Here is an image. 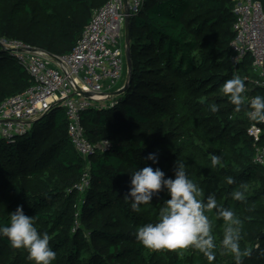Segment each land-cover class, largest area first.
Here are the masks:
<instances>
[{
	"label": "trees",
	"instance_id": "trees-1",
	"mask_svg": "<svg viewBox=\"0 0 264 264\" xmlns=\"http://www.w3.org/2000/svg\"><path fill=\"white\" fill-rule=\"evenodd\" d=\"M109 0H0V38L15 39L49 55L69 53L94 12ZM234 0H143L129 16L131 80L107 108H88L81 123L92 143L107 140L89 157L90 182L82 195L73 189L85 169L67 135L60 107H53L12 141H0V225L18 206L49 235L52 264H235L221 247L225 222L217 210L206 213L216 248L205 256L192 247L152 250L135 237L155 223L168 199L160 191L140 211L126 199L131 175L159 167L174 178L176 161L219 208H231L242 221V264H264V166L254 162L247 129L251 98L264 96L246 57L230 62ZM245 81V105L235 111L223 83ZM127 78L124 63L123 84ZM33 83L13 55L0 50V103ZM215 104L213 113L208 105ZM155 153L158 162L147 157ZM220 157L213 167L212 156ZM229 179L233 183H229ZM244 193L243 201L231 193ZM0 264H35L28 252L0 237Z\"/></svg>",
	"mask_w": 264,
	"mask_h": 264
},
{
	"label": "built area",
	"instance_id": "built-area-1",
	"mask_svg": "<svg viewBox=\"0 0 264 264\" xmlns=\"http://www.w3.org/2000/svg\"><path fill=\"white\" fill-rule=\"evenodd\" d=\"M143 0H127L129 16L137 13ZM234 37L230 42V62L237 68L246 57L257 75L255 84L264 92V0H234ZM125 7L123 0H109L96 10L74 48L61 56L49 55L15 39L0 38V50L11 53L32 78L22 92L0 103V141H12L53 107H60L67 122V135L76 153L85 161L75 191H84L90 182L89 157L99 147L90 142L81 123L88 108H107L114 104L112 94L120 89L124 70ZM89 97L72 95L74 88ZM258 121V120H257ZM264 121L247 129L253 142H260ZM254 162L264 166V145L255 150Z\"/></svg>",
	"mask_w": 264,
	"mask_h": 264
},
{
	"label": "clouds",
	"instance_id": "clouds-1",
	"mask_svg": "<svg viewBox=\"0 0 264 264\" xmlns=\"http://www.w3.org/2000/svg\"><path fill=\"white\" fill-rule=\"evenodd\" d=\"M222 93L235 106V111H241L245 105L244 79L234 75L226 80ZM247 107L252 120L264 121V96L251 98ZM208 108L213 113L219 110L215 104H209ZM147 159L158 162L155 153H150ZM211 164L213 167L220 164V157L213 155ZM228 182L233 183L231 179ZM165 189L169 198L159 209L157 221L138 227L135 232L137 241L152 250L192 247L211 257L216 244L206 213L216 209L217 218L226 224L221 247L232 253L235 264H242V256L249 255L247 250L242 252L240 247L242 221L231 208H219L213 195L205 200L202 189L188 177L183 163L176 161L174 178H165V173L159 167L138 169L131 175L130 189L125 197L131 201L133 211H140L141 205L150 204L153 197ZM230 195L233 200H244V193L239 190ZM0 237H6L13 248L25 249L28 258L35 264H52L56 259V252L49 246V235L39 232L34 218L26 215L20 206L11 213L7 225H0Z\"/></svg>",
	"mask_w": 264,
	"mask_h": 264
},
{
	"label": "water",
	"instance_id": "water-1",
	"mask_svg": "<svg viewBox=\"0 0 264 264\" xmlns=\"http://www.w3.org/2000/svg\"><path fill=\"white\" fill-rule=\"evenodd\" d=\"M124 3V7H125V14H126V19H125V28H124V57H125V63H126V69H127V78L126 81L124 82L123 86L114 91L112 94L118 95L120 93H122L129 85V82L131 80V62H130V56H129V39H130V22H129V10H128V4H127V0H123ZM74 91L72 93V95L78 94L80 96L83 97H89L90 93L88 92H83L80 91L77 87L73 86ZM261 236H264V234H262Z\"/></svg>",
	"mask_w": 264,
	"mask_h": 264
},
{
	"label": "rangeland",
	"instance_id": "rangeland-1",
	"mask_svg": "<svg viewBox=\"0 0 264 264\" xmlns=\"http://www.w3.org/2000/svg\"><path fill=\"white\" fill-rule=\"evenodd\" d=\"M123 84H124V83H123ZM93 144H94L95 146H98V145H99V142H98V143H93ZM85 190H86V189H85ZM85 190H84V191H85ZM84 191H82V192H81V191H77V192L79 193V195H82V194L84 193Z\"/></svg>",
	"mask_w": 264,
	"mask_h": 264
}]
</instances>
